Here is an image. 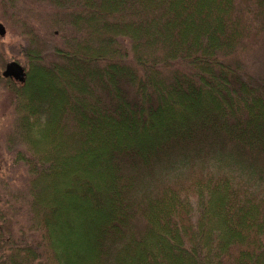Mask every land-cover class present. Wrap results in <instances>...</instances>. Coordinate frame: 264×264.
<instances>
[{
  "label": "trees",
  "instance_id": "trees-1",
  "mask_svg": "<svg viewBox=\"0 0 264 264\" xmlns=\"http://www.w3.org/2000/svg\"><path fill=\"white\" fill-rule=\"evenodd\" d=\"M46 1L50 51L4 8L28 42L6 149L33 234L0 207V264H264V79L231 60L264 0Z\"/></svg>",
  "mask_w": 264,
  "mask_h": 264
},
{
  "label": "rangeland",
  "instance_id": "rangeland-1",
  "mask_svg": "<svg viewBox=\"0 0 264 264\" xmlns=\"http://www.w3.org/2000/svg\"><path fill=\"white\" fill-rule=\"evenodd\" d=\"M15 4L20 14L28 17L29 22L34 24L40 41L48 44L47 51H50L54 46L63 47V44L61 42V35L52 29L53 26H47V22L52 16L53 11L46 0H0V25L6 31L4 36H0V207L8 213H6L8 217H12L15 234L23 233L29 236L33 233L28 231L30 219L27 214L28 208L26 203H24L26 201V176L22 168L16 167L14 169L11 156L6 149V146H8V136L14 131L17 113L12 95V85L15 81L14 79H8V81L3 79V73L7 65L13 62L18 63L24 69L25 74L31 70L27 55L24 53L25 47L28 45L26 38L21 35L17 28L12 27L6 22L7 15L4 17V13H7L4 8L10 7L9 11H12ZM231 60L239 62L248 77L252 79H264V35L260 39L253 38L248 40L247 44L241 46L237 53L232 56ZM215 158L211 157L207 163V167L213 172L236 173L234 174L236 177L249 180L251 185L255 186L257 184L259 177L251 170L242 171L237 165L227 168L222 162L218 161L219 159L216 160ZM200 164V160L191 166L190 164H177L171 170V176L173 174H178L177 176L188 174L192 170L191 168L204 172ZM80 240H82V235H79L77 238V241Z\"/></svg>",
  "mask_w": 264,
  "mask_h": 264
},
{
  "label": "water",
  "instance_id": "water-1",
  "mask_svg": "<svg viewBox=\"0 0 264 264\" xmlns=\"http://www.w3.org/2000/svg\"><path fill=\"white\" fill-rule=\"evenodd\" d=\"M6 33L5 28L0 25V36H4ZM25 71L24 69L16 62L10 63L7 65L3 77L5 79H14L17 82L23 83L25 81Z\"/></svg>",
  "mask_w": 264,
  "mask_h": 264
}]
</instances>
